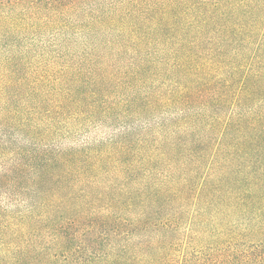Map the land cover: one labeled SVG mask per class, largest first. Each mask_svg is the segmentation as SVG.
<instances>
[{"label": "trees", "instance_id": "trees-1", "mask_svg": "<svg viewBox=\"0 0 264 264\" xmlns=\"http://www.w3.org/2000/svg\"><path fill=\"white\" fill-rule=\"evenodd\" d=\"M0 264H264V0H0Z\"/></svg>", "mask_w": 264, "mask_h": 264}]
</instances>
